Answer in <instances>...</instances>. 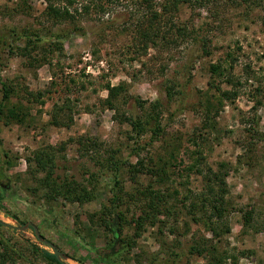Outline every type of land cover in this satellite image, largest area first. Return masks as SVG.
<instances>
[{
  "label": "rangeland",
  "instance_id": "374dc122",
  "mask_svg": "<svg viewBox=\"0 0 264 264\" xmlns=\"http://www.w3.org/2000/svg\"><path fill=\"white\" fill-rule=\"evenodd\" d=\"M78 1V7L85 3ZM138 2L115 0L104 4V12L91 5L89 13L77 17L80 30H72V37L61 51L46 53L39 48L28 56L9 55L6 51L1 54L0 79L18 87L22 103L28 108L22 122L0 121L2 149L7 152V161L0 159V234L22 250V255L5 264H45L26 248L36 245L50 250L37 242L32 228L22 234L9 226L27 222L67 255L69 263L105 264L98 259L95 248L106 246L107 237L89 216L110 204L111 193L99 190L83 204L63 198L46 202L41 191H31L36 182L27 169V158L33 151H51L55 154L56 174L82 179L86 169L98 170L109 154L128 157L132 163L142 157L151 165L149 157L156 160L166 156L168 144L178 146L179 158L186 162L193 159L189 151L199 149L212 168L226 163L225 216L229 231L213 237L202 221H195L183 209L177 219L171 217L167 221L163 234L157 226L146 225L136 238L128 263L152 264L150 257H158L159 262L172 251H181L179 264H206L209 257L189 252L191 245L205 244L214 246L216 255L225 254L219 264H234L233 257L236 264H264V0H216L214 5L193 9L182 6L178 14L182 21L203 26V34L215 35L212 54L190 64L186 61L191 53L186 43L170 52L150 47L142 54L134 23L142 18L145 7ZM26 4L30 15L22 11ZM45 5L46 0H0V27H39L46 21L41 16ZM50 23L46 21L44 25ZM226 53L233 58H229L232 72L240 84L235 99H223L220 104V96L217 92L213 95L215 90L209 82L216 81L224 90L232 86L211 74L210 65L227 64L223 62ZM172 81L186 83V97L182 100L178 96L170 101L165 97L164 86ZM106 83L124 88L116 111L104 104ZM25 89L39 92L38 101L27 103ZM18 97L13 96L11 101ZM135 99L144 102L143 109ZM206 100L214 103L209 114ZM154 101H159V118L165 132L150 143L148 134L135 135L120 118L124 114H143ZM59 107L60 117L68 125L51 123L53 112ZM82 136L95 138L98 148L84 154L77 142ZM191 138L196 139V146ZM62 144L64 148L60 149ZM137 146L141 147L137 154L129 153L131 147ZM168 174L179 191L174 198L185 192V185L180 182L186 179L192 189L201 185L196 174L187 177L172 167ZM142 177L144 184L156 178ZM1 184L8 185V189L2 191ZM154 185L164 188L167 183ZM176 198L171 202L181 210V200ZM120 208L129 220L137 206L128 202ZM133 234V226L125 224L123 236Z\"/></svg>",
  "mask_w": 264,
  "mask_h": 264
},
{
  "label": "trees",
  "instance_id": "16d2710c",
  "mask_svg": "<svg viewBox=\"0 0 264 264\" xmlns=\"http://www.w3.org/2000/svg\"><path fill=\"white\" fill-rule=\"evenodd\" d=\"M83 1L85 3H80V7H78L76 6L79 3L78 0H46L41 16L44 20L51 22L49 26L44 25L46 21H43L39 23V27H0V70L2 68L1 54L5 51L9 55L19 54L23 56H28L32 51L39 48L46 51V53L61 51L64 48V43L72 37V30H80V27L76 25L79 15L89 13L91 5L97 7V10L104 12V4L115 0ZM138 1V4L145 7L142 18H138L134 23L135 38L139 44L138 47L142 49V54H146L150 47L160 52L163 49L170 52L171 49L180 47L183 43L190 46L189 51L191 53L186 59L188 64L196 62L199 57L212 54L214 33L203 34V26L195 27L194 24L189 25V23L182 21L178 14L180 8L184 5L190 6L192 9L200 8L214 5L216 0ZM29 10L28 4H26L25 9H22L27 15H30ZM205 26L207 27L208 23H205ZM50 27H53V29ZM58 27L61 28L58 29ZM211 27L213 26L211 25ZM208 31L212 32L209 28ZM78 34L82 35L83 33ZM229 58H231V61L233 60L231 54L226 53L223 62L227 64L217 62L210 65L211 74L216 76V78H223L222 81L225 84L232 86L231 89L224 90L216 81L209 82L210 88L215 90L213 95L215 96L216 92L219 94L218 101L220 104L223 99L234 100L238 94L237 86L240 84V81L233 75V64ZM185 69L187 71L186 66ZM185 86V82L176 83L172 81L166 84L164 86L165 97L169 101L177 96L182 100L186 97ZM105 88L107 89V97L103 100L104 104L116 111L118 109L116 103L124 88L120 84L111 85L110 83H106ZM25 90L26 97L24 98L27 103L38 101L39 92L37 95L31 90ZM13 96L19 97L12 102L11 98ZM22 100L20 98V90L16 85L0 79V121L4 123L22 122L28 113V108L27 106L25 107ZM124 102H126V99ZM134 102L142 109L144 108L143 101L135 99ZM150 107L143 114H124L120 121L128 124L135 135L139 137L148 134L149 142L153 143L164 134L165 129L159 118V101L152 102ZM206 107V113L209 114L214 107V103L206 100ZM60 110H62L61 107L53 112L51 123L54 125H68V121H63L60 117ZM206 125H208L207 121L205 127ZM202 138L206 139L205 137ZM77 142L84 154H87L89 149L96 150L99 146L95 138L88 136L78 137ZM192 142L195 146L197 145L196 139H193ZM63 148L64 145L62 144L60 149ZM140 148L139 146L131 147L129 153L134 152L133 154H137ZM165 149L167 152L166 156H160L156 160L149 157L151 165L145 163V159L142 157L132 163L128 157L109 154L98 170L91 171L86 169L83 172L82 179H78L75 175L61 176L56 174L55 154H51V151L47 149H39L33 151L31 157L27 158V169L36 182L31 191L33 194L41 191L42 198L46 202L63 198L68 202H77L78 204L92 200L99 190L109 191L111 193L110 204L103 206L98 213H92L89 216V220L95 227L100 228L107 237L106 246L95 248L98 259L105 264H129L128 260L130 256H133L131 250L136 244V238L145 230L146 225L157 226L160 234H163L162 228L167 227V221L171 217L177 219L183 209L195 221H202L206 230L213 237L219 238L220 234L229 231L225 216L227 211L225 195L228 190L226 163L221 162L219 167L214 169L206 163L199 149L189 151V157L192 154L193 159H188L187 162L183 159L180 160L178 146L171 147L168 144ZM6 158L7 152L2 149V139L0 137V159L6 162ZM171 167L185 172L187 177L191 174H196L200 177L201 185L197 189H192L188 186V179L180 182L183 186L185 185V192L180 195V198H175L176 201L181 200V210L178 209V205H174L171 202V200H175L174 196L179 194V191L176 190L177 188L173 186L174 182L169 178L168 169ZM39 174L42 175L38 177ZM146 175L156 178L144 184L142 183V178H144L142 176ZM163 183H167L164 188L154 185ZM7 186L1 184L2 191H6L8 189ZM1 197L2 194H0V200L2 199ZM128 202L137 206L135 214L129 220L125 215V211L120 208L122 203L127 204ZM248 221L246 216L245 222ZM125 224L133 226L134 234L132 236H123ZM0 225H3L1 221ZM172 229H170L171 232H173ZM26 248L29 249L31 255L39 258L45 264H66L55 258L54 254L46 249H40L36 245H33L32 248ZM214 248L212 245L208 246L205 244L191 245L189 252L209 257L206 264H219L225 254L223 256L216 255ZM171 254V257L168 256L165 260L159 262H157L158 257H150V260H153L151 263L179 264L182 252L172 251ZM20 255H22V250L9 244L0 234V264L14 261L15 256ZM138 257L139 255L136 254L135 258ZM120 260L127 262L121 263ZM233 260L234 264H236L234 257Z\"/></svg>",
  "mask_w": 264,
  "mask_h": 264
},
{
  "label": "water",
  "instance_id": "95a60500",
  "mask_svg": "<svg viewBox=\"0 0 264 264\" xmlns=\"http://www.w3.org/2000/svg\"><path fill=\"white\" fill-rule=\"evenodd\" d=\"M11 219H12L13 221L16 222L15 219H13V218H11ZM0 221H1V220H0ZM1 222L3 223V221H1ZM9 226L12 227L13 229H17V230H19L20 233H22V234L25 233L26 229H28V228H32V230H33V232H34V234H35V237H36L38 243H40L41 245H44V246H48V247L50 248V250H48V249H46V250H48V251H50L52 254H54L55 258H57L58 260L63 261V262L66 263V264H71V263H69L70 258H69L67 255H65L63 252H61V251L56 247V245H55L54 243H52L51 241H49V240L43 238V237L40 235V233H39L37 227H36L35 225H33L32 223L27 222V223H25L24 225L17 224L16 226H12V225H9ZM44 249H45V248H44Z\"/></svg>",
  "mask_w": 264,
  "mask_h": 264
}]
</instances>
